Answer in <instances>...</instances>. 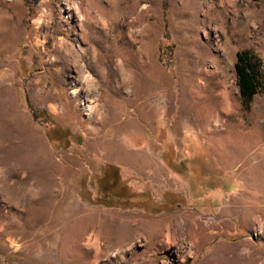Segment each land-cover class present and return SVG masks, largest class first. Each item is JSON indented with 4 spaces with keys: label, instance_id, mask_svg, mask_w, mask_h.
<instances>
[{
    "label": "rangeland",
    "instance_id": "1",
    "mask_svg": "<svg viewBox=\"0 0 264 264\" xmlns=\"http://www.w3.org/2000/svg\"><path fill=\"white\" fill-rule=\"evenodd\" d=\"M0 16V264H264V0Z\"/></svg>",
    "mask_w": 264,
    "mask_h": 264
},
{
    "label": "trees",
    "instance_id": "2",
    "mask_svg": "<svg viewBox=\"0 0 264 264\" xmlns=\"http://www.w3.org/2000/svg\"><path fill=\"white\" fill-rule=\"evenodd\" d=\"M236 63V73L241 95L249 99L258 91V82L256 75L249 69L248 60L243 53H238Z\"/></svg>",
    "mask_w": 264,
    "mask_h": 264
},
{
    "label": "bare ground",
    "instance_id": "3",
    "mask_svg": "<svg viewBox=\"0 0 264 264\" xmlns=\"http://www.w3.org/2000/svg\"><path fill=\"white\" fill-rule=\"evenodd\" d=\"M76 13V12H75ZM0 24H1V16H0ZM1 36V35H0ZM80 46H82V45H80ZM81 49V48H80ZM82 52H83V50H82ZM83 55V54H82ZM7 102V101H6ZM25 128V127H24ZM27 128V127H26ZM113 142V141H112ZM111 142V143H112ZM113 145L115 146L116 144L113 142ZM115 157H117V159H121V160H124L125 162H127V163H130L131 165H135V163H140L141 162V165H146V164H148V165H152V161L150 160V159H146V158H144L145 160H142V161H140V159H138L139 157H137V156H132V155H127V156H125V157H123V158H120V156L119 155H117V154H115V155H110V158H114L115 159ZM91 222H96V221H94V220H91ZM93 226V225H92Z\"/></svg>",
    "mask_w": 264,
    "mask_h": 264
}]
</instances>
